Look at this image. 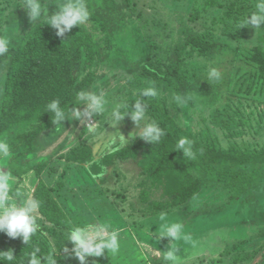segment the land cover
<instances>
[{
	"label": "trees",
	"instance_id": "obj_1",
	"mask_svg": "<svg viewBox=\"0 0 264 264\" xmlns=\"http://www.w3.org/2000/svg\"><path fill=\"white\" fill-rule=\"evenodd\" d=\"M40 2L49 16L57 10L52 0ZM86 3L89 20L62 35L43 19L30 21L23 0L10 5L8 12L7 6L0 7V38L9 41L8 53L0 56V141L6 142L10 151L7 159L2 158L0 171L11 172L18 179L34 171L37 182L32 196L40 202L38 231L28 245L21 237L13 240L0 233V251L13 249L14 264H27L34 248L40 249V257L52 255L56 264H73V256L64 248H72L66 239L75 223L41 177L48 158L37 156L55 145L70 123L86 130L74 111L84 105L79 93L99 95L109 86L105 66H122L116 78L127 76L129 87L120 111H129L122 106L140 99L146 117L165 134L158 144L140 137L123 146L115 144L99 158L88 143L80 142L68 148L65 161L84 166L92 181L101 179L115 159L135 161L142 176L139 203L151 217L186 206L212 183L229 188L232 198L264 191V29L258 42L245 46L239 55L212 34L227 30L233 37L251 4L205 0L190 17L192 21L203 18L202 30L186 27L182 40L168 45L148 37L143 52L136 48L133 32L127 27L129 19L140 16L135 0ZM211 68L219 79L209 78ZM149 87L156 89V97L139 95ZM176 96L187 102L177 104ZM55 99L60 100L66 120L54 123V113L46 106ZM170 106L176 111L188 106L208 113L197 128L186 131L180 117L171 115ZM249 136L262 140L239 144ZM183 137L191 141V156L175 148ZM66 140L58 143L56 150L63 149ZM259 236L264 237V227ZM252 256L224 249L214 263L235 264Z\"/></svg>",
	"mask_w": 264,
	"mask_h": 264
},
{
	"label": "rangeland",
	"instance_id": "obj_2",
	"mask_svg": "<svg viewBox=\"0 0 264 264\" xmlns=\"http://www.w3.org/2000/svg\"><path fill=\"white\" fill-rule=\"evenodd\" d=\"M19 0H0V7H8ZM140 16H135L127 22V27L133 32L136 48L143 51L148 37L158 44L176 43L183 38V29L194 27L202 30L203 18L192 21L194 8L203 5L205 0H135ZM222 2V0H219ZM224 1V0H223ZM236 5L251 4L249 12L255 11L256 0H231ZM66 0H52L57 8ZM202 7V6H201ZM214 9V8H213ZM204 13V11H200ZM221 10L218 11V14ZM246 15V16H247ZM212 15L208 16V19ZM208 22V21H207ZM209 26V22L206 24ZM264 27V24L261 25ZM263 29L256 30L252 26L241 29L228 36L227 30L212 31L216 41L227 44L238 55L245 46L258 42ZM230 50V53L232 52ZM144 52V51H143ZM129 67V66H128ZM123 67L105 66L109 79V86L103 88L99 95L106 100V110L101 114H92L88 103L81 106L79 121H83L85 131L80 130V124L67 125L58 142L39 153L37 157L48 158L47 166L41 177L54 189V193L61 205L73 217L75 226L88 223H103L109 226V231L119 232L120 249L116 255L105 250L101 257H88L85 264H168L161 258L175 244L179 264H215L224 249L231 253L241 251L250 252L253 256L235 264H263L264 237L259 232L264 227V191L247 193L232 198V192L219 183L205 186L186 206L165 213L170 222L183 224L184 234L190 239L178 242L170 238H160L159 215L147 216L145 209L139 203L138 182L141 180L140 169L135 161L114 160L108 166L101 179L90 180L84 166L68 163L63 155L68 148L80 142L88 143L95 158L120 145L119 136L123 135L128 141L136 140L139 136H132L133 132L142 130L146 123H151L148 117L135 125L130 115L123 116L118 121L112 111L120 107L126 97L128 86L127 76L116 78ZM115 75V76H114ZM171 115L180 117L186 131L197 128L200 121L208 113L207 110H195L193 107L183 106L179 111L170 106ZM67 138L65 147L56 150V145ZM262 138L253 139L251 136L239 140V144L250 145L252 141L260 142ZM223 144H228L222 139ZM124 144V145H126ZM0 163L3 161L0 158ZM31 173L30 183L34 190L37 182L34 171H29L22 178H16L13 185L15 190L27 191L23 185L24 178ZM32 190V192H33ZM32 195V193H31ZM38 212L36 217H38ZM236 249L232 245L239 243ZM73 264L80 262L73 256Z\"/></svg>",
	"mask_w": 264,
	"mask_h": 264
},
{
	"label": "clouds",
	"instance_id": "obj_3",
	"mask_svg": "<svg viewBox=\"0 0 264 264\" xmlns=\"http://www.w3.org/2000/svg\"><path fill=\"white\" fill-rule=\"evenodd\" d=\"M22 7L26 10L30 21L43 19L46 24L57 29V35H62L73 26L85 24L90 18L86 0H66V2L57 6V10L51 16L47 15L46 7L40 0H23ZM262 24H264V0H256L255 11L240 21V28L252 26L256 31L264 29L261 27ZM8 51L9 41L0 38V56L7 54ZM208 76L210 79H219L215 68L209 70ZM139 95L142 97H156L158 93L154 87H149L143 89ZM79 96L84 103L90 102L88 103L90 113L96 115L106 110V100L102 95L81 92ZM174 100L180 105L187 102L180 96L174 97ZM122 107L130 110L122 113L119 107L114 109L111 114L115 116L117 121L125 114H129L132 122L139 126L140 121L146 116L144 108L141 107L140 99H137L132 105H123ZM46 108L54 113V123L66 120L59 99L49 102ZM74 111L77 119L80 118L81 112L79 110ZM164 134L163 129L157 123L152 122L146 123L142 130L133 132L131 135L158 144ZM119 141L121 146L128 142L123 135L119 136ZM190 144L191 141L187 137H183L178 140L175 148L182 150L185 156H191ZM9 156V145L0 141V158L7 159ZM30 179L31 173L24 178L23 182L27 191L19 189L14 191L13 185L16 183V178L11 172L0 171V233L13 240L21 237L25 245L31 242L38 231L36 213L40 208V202L31 195L33 188ZM159 220L161 221L160 238H170L173 242L190 239L184 234L182 223L168 221L166 214L163 213L159 216ZM66 240L71 243L72 248L69 251L65 247L64 251L69 253L70 256H74L80 264H85L88 257H101L105 250H107V253L116 255L120 249L119 232L116 230L109 231V226L100 222L95 224L85 222L83 226H73L70 228ZM176 250L177 248L173 244L169 250L160 254L162 260L168 262V264H179ZM39 252V248H34L30 253L27 264H42V260H47V264H56V260L52 255L40 257L38 256ZM16 258L11 248L7 251H0V264H5V262L14 264Z\"/></svg>",
	"mask_w": 264,
	"mask_h": 264
}]
</instances>
